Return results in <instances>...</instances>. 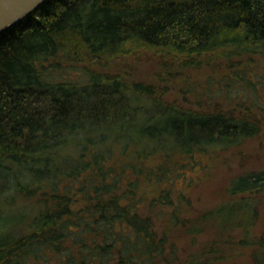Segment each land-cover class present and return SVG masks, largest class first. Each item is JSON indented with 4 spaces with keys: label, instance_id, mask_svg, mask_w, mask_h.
<instances>
[{
    "label": "trees",
    "instance_id": "1",
    "mask_svg": "<svg viewBox=\"0 0 264 264\" xmlns=\"http://www.w3.org/2000/svg\"><path fill=\"white\" fill-rule=\"evenodd\" d=\"M140 52L166 76L229 73L215 90L228 96L260 78L250 66L264 60V0H46L0 32V194L38 207L26 232L0 237V264H169L170 230L195 237L207 225L198 258L175 264H238L241 250L264 264V231H252L264 168L235 175L236 200L200 213L169 180L196 153L259 135V105L171 104L157 97L161 68L156 85L103 71Z\"/></svg>",
    "mask_w": 264,
    "mask_h": 264
},
{
    "label": "rangeland",
    "instance_id": "2",
    "mask_svg": "<svg viewBox=\"0 0 264 264\" xmlns=\"http://www.w3.org/2000/svg\"><path fill=\"white\" fill-rule=\"evenodd\" d=\"M262 64L264 60L258 59L250 66L251 72L259 74L257 75L260 77L259 80L249 84H245L244 81L234 83L231 89L233 91L229 92L228 96L221 91L215 95V90L219 88L224 91L221 84L223 80L220 79L229 75L222 73L221 70L213 71L203 67L201 70L184 68L180 72L178 68L173 67L174 69L166 76L162 68L164 64L154 61L152 56L149 54L146 56L142 52L111 59L108 65L103 67V71L118 72L126 80H143L154 85L155 75L161 68L160 73L164 80L156 85L157 97L171 104L176 100L178 104L193 108L199 106L204 110H210L213 105L224 108L240 104L249 106L253 100L259 105L253 108L262 119L263 126L259 135L247 138L242 145L231 150L196 153L194 156L196 163L193 166L178 165L173 170L174 176L169 179L172 181V196L176 198L178 193L183 192L186 198L183 208H188L191 213H200L220 203L236 200L230 198L227 192L231 179L237 174L264 168V83L260 81L264 79V71L260 70L263 68ZM234 93L238 94L239 98H231ZM176 171L182 172L178 174ZM145 188L150 189V186L145 184ZM37 208L35 202L24 200L9 189L4 190L0 194V237L15 238L26 232L27 223ZM164 209L168 212L169 207L164 206ZM258 209L259 214L253 221V234L264 231V195L259 198ZM213 235V229L208 225L206 231L195 237H191L185 227H173L166 244L165 257L170 261L169 264L183 262L188 258H198L204 250V245ZM234 260L238 264H250L244 250H241L240 255L237 253ZM54 262L52 259L51 263Z\"/></svg>",
    "mask_w": 264,
    "mask_h": 264
},
{
    "label": "water",
    "instance_id": "3",
    "mask_svg": "<svg viewBox=\"0 0 264 264\" xmlns=\"http://www.w3.org/2000/svg\"><path fill=\"white\" fill-rule=\"evenodd\" d=\"M46 0H0V32L18 23Z\"/></svg>",
    "mask_w": 264,
    "mask_h": 264
}]
</instances>
